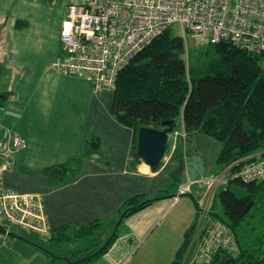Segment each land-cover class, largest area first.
I'll return each instance as SVG.
<instances>
[{"label": "crops", "instance_id": "0c3cea01", "mask_svg": "<svg viewBox=\"0 0 264 264\" xmlns=\"http://www.w3.org/2000/svg\"><path fill=\"white\" fill-rule=\"evenodd\" d=\"M66 10L65 0H0V95L6 97L0 100V122L26 143L15 154L13 165L2 174V182L6 187L41 198L49 233L63 224L81 226L96 219L108 222L93 236L60 245L48 240L49 233L46 237L38 235L41 241L59 248L61 254L42 248L37 238L33 244L27 241L37 248L35 256L41 264H82L79 260L86 252L98 250L105 243L127 198L139 194L146 198L163 195L161 192L173 185V175L181 176V162L172 156L180 152L178 160H182L178 149L188 144L180 139L177 141L180 147L174 151L171 138L170 149L155 172L137 155L139 160H135L133 130L111 114L113 89L94 93L86 77L51 66L61 53L59 32ZM180 121L182 124L181 115ZM90 134L99 139L100 154L83 157L76 172L61 175L52 168L78 158ZM203 135L198 133L190 139V150L199 148L198 140L204 139ZM262 155H253V159ZM220 169L216 168L214 174ZM202 174L188 167V180L203 178ZM192 188L194 198L204 196L201 190ZM198 202L194 205L197 215L202 206ZM214 204L213 201L207 219L221 220L218 217L222 209L218 211ZM149 220L146 217L143 222L130 223L124 232L119 227L113 244L91 264H172L184 242H181L183 232L174 233V237L146 236L154 224ZM189 226H184V235L192 227Z\"/></svg>", "mask_w": 264, "mask_h": 264}, {"label": "trees", "instance_id": "16d2710c", "mask_svg": "<svg viewBox=\"0 0 264 264\" xmlns=\"http://www.w3.org/2000/svg\"><path fill=\"white\" fill-rule=\"evenodd\" d=\"M208 47V62L196 75L189 74L185 39L168 27L120 71L113 88L111 114L133 130L135 160H139L135 154L139 127L161 129L162 121H171L176 130L179 115L182 116L185 142L198 133L221 142L216 158V165L221 169L230 167L234 171L253 160L252 154L261 151L264 155V54L243 50L228 41L211 43ZM3 98L5 95H0V100ZM179 145L177 143L176 150ZM97 153L100 154L99 139L90 134L78 158L52 168L61 175L76 172L83 157ZM233 183L246 187L248 193L238 196L232 188ZM256 189L257 182L235 178L218 191L222 209L218 218L235 234L238 253L231 255L226 250H219L211 264H264V249L260 245L243 246L236 233V226L254 204ZM161 197L146 198L139 194L127 198L105 243L98 250L86 252L79 262L91 264L105 253L115 241L122 220ZM107 223L96 219L81 226L63 224L50 231L48 240L60 245L90 237ZM191 228L172 264H180Z\"/></svg>", "mask_w": 264, "mask_h": 264}, {"label": "built area", "instance_id": "2783aa9c", "mask_svg": "<svg viewBox=\"0 0 264 264\" xmlns=\"http://www.w3.org/2000/svg\"><path fill=\"white\" fill-rule=\"evenodd\" d=\"M173 24L180 26L184 39L191 34L200 44L228 41L243 50L264 54V0H74L67 5L61 22V53L51 66L86 77L94 93L113 89L131 58ZM170 137L174 149L176 139L185 142L186 134L173 130ZM25 146L20 135L7 131L0 122V225L8 232L5 223L46 237L49 223L41 198L2 182V174ZM235 178L244 182L264 180V155L234 171L226 167L207 177L189 179L172 196L174 203L198 185L206 198L198 209L200 222L188 234L180 264H211L219 250L238 253L231 228L219 219H207L214 196Z\"/></svg>", "mask_w": 264, "mask_h": 264}, {"label": "rangeland", "instance_id": "374dc122", "mask_svg": "<svg viewBox=\"0 0 264 264\" xmlns=\"http://www.w3.org/2000/svg\"><path fill=\"white\" fill-rule=\"evenodd\" d=\"M65 1L68 5L74 0ZM170 28L174 33L181 35L180 26L178 24H173L170 26ZM208 48V44L204 45L198 43L194 35L187 34L185 36V59L187 60L189 74L196 75L198 72H200L204 64L208 62L210 58L206 54ZM175 129L179 131L182 130L180 115L176 118ZM203 137L204 139L198 140L200 146L196 151L190 150V139H188V144H186L187 147H184V149L183 147L182 149H178L182 152V160H178L180 152H175V154L173 153L174 155L172 154L173 160H177L179 163L181 162L182 173L179 177H175L173 175V185L167 187V189L161 192V194H163L159 200L161 202H157L154 204V206L146 209L140 214H135V216H132L131 214L129 217H125L122 220L119 230L124 232L126 231L125 228L128 224L143 222V220L147 217L150 219L148 222L154 224L150 230L147 231L146 236L174 237L176 235L174 233L179 234L181 231L183 232L181 242L184 241L186 237V235H184V226L190 225L188 227L190 228L191 226L200 222V216L195 214L194 205L197 200H199L198 203L200 205L203 204L205 197L200 195L201 197L194 198L195 195L192 194L194 192L193 188H190L187 190L186 194L181 195L176 202L171 203V198L176 194L180 185L185 184L188 181V167L195 168L196 172L202 171V173H204L202 174V177H207L216 172V168H218L216 165V158L221 148V142L205 135H203ZM171 138L172 137H170L169 142L171 141ZM178 140H180L179 137L176 139V145L173 149L174 151H176L175 148L177 146ZM207 141H210V144H207ZM169 149L170 146H168L167 150ZM260 153L262 152H256L252 155ZM187 157H189V160H187ZM221 170L223 169L218 170L217 173H219ZM192 187H196L198 191L201 190L203 193L202 188H200L198 185H194ZM232 188L235 190L238 196H243L248 193L246 187L237 185L235 183L232 184ZM214 202V206H216L217 210L220 211L221 205L219 203L217 194L214 196ZM190 211L192 213H190ZM118 219L119 217L117 220ZM5 227H8L9 232L14 233L15 236H5L0 232V262H2V264H41L39 257L35 256V251L37 248H34L27 243V241L32 244L36 243L34 241L35 238H37V241H39L37 243H39L42 248L51 251L55 255L56 253L61 254V250L59 248H54L53 244L41 241L43 239L33 232L18 226H9L7 223H5ZM236 233L243 246L256 247L260 245L264 249V180L257 182L254 204L246 217L236 226ZM137 235L139 236V234H136V236ZM140 236H144V234H141ZM73 247L78 246L74 245Z\"/></svg>", "mask_w": 264, "mask_h": 264}, {"label": "water", "instance_id": "95a60500", "mask_svg": "<svg viewBox=\"0 0 264 264\" xmlns=\"http://www.w3.org/2000/svg\"><path fill=\"white\" fill-rule=\"evenodd\" d=\"M161 126V129L141 126L137 131L135 154L141 162L150 167L152 172L158 170L167 151L170 134L174 129L171 121H162ZM0 232L12 236V233L1 225Z\"/></svg>", "mask_w": 264, "mask_h": 264}]
</instances>
